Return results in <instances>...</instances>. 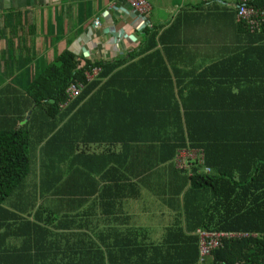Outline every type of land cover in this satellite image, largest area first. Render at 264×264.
Wrapping results in <instances>:
<instances>
[{
  "label": "crops",
  "instance_id": "crops-1",
  "mask_svg": "<svg viewBox=\"0 0 264 264\" xmlns=\"http://www.w3.org/2000/svg\"><path fill=\"white\" fill-rule=\"evenodd\" d=\"M145 2L149 12L142 19L123 0H0V129H17L30 115L26 128L37 159L18 192L3 202L10 212L33 223L40 209L42 219L52 214L63 225L83 224L96 235L104 232L103 240L137 231V242L150 246L174 222H184L190 180L175 168L174 157L161 161L169 149L160 147L161 140L174 143L180 135L173 128L139 130L136 112L168 109L171 94L177 98L193 77L249 48L252 37L237 22L233 0ZM67 55L81 66H123L101 102L81 101L66 118L48 120L41 109L33 112L24 91ZM235 61L243 66L209 74H264V59ZM131 64L133 72L121 74ZM19 115L22 122L15 121ZM7 243L18 246L20 240Z\"/></svg>",
  "mask_w": 264,
  "mask_h": 264
},
{
  "label": "trees",
  "instance_id": "trees-1",
  "mask_svg": "<svg viewBox=\"0 0 264 264\" xmlns=\"http://www.w3.org/2000/svg\"><path fill=\"white\" fill-rule=\"evenodd\" d=\"M248 3L264 9V0ZM237 22L252 37L249 48L193 77L183 86L184 91L179 89L177 98L171 94L173 105L168 109L136 112L135 126L139 130L173 128L180 135L174 143L160 141V147L169 149L161 161L174 157L187 144L203 151L204 165L210 172L193 169V175L188 177L190 186L183 197L184 222H174L165 230L161 242L150 246L137 242V231L117 234L118 240H103L104 232L96 235L83 224L63 225L52 214L42 219L40 209L33 214L32 223L4 208L3 202L18 192L28 173L29 115L17 129H0V264H198V238L194 236L197 230L255 236L221 241V246L209 254L207 264H264V74H209L239 69L243 62L235 61L237 57L264 59V21L252 34L246 24ZM122 66L121 62L90 61L81 66L74 57L61 56L32 79L24 99L29 107H35L33 112L41 109L45 119L58 115L66 118L81 101L101 102L107 90L109 95ZM133 68L131 64L121 74L132 73ZM95 69L100 74L86 83L84 74ZM76 84H83L84 91L68 106L61 107L67 88ZM176 86L181 87L179 83ZM88 96L91 97L84 101ZM80 111L89 113V108ZM77 113L73 115L75 119L81 115ZM23 120L22 115L15 118L16 122ZM53 129L54 126L45 136ZM63 132L61 129L56 136ZM65 219L74 222L71 220L75 218ZM130 234L135 237L130 238ZM10 239H19L20 243L10 246Z\"/></svg>",
  "mask_w": 264,
  "mask_h": 264
},
{
  "label": "built area",
  "instance_id": "built-area-1",
  "mask_svg": "<svg viewBox=\"0 0 264 264\" xmlns=\"http://www.w3.org/2000/svg\"><path fill=\"white\" fill-rule=\"evenodd\" d=\"M131 11L140 18H145L149 12V6L145 0H123ZM236 19L247 26L250 34L257 32L260 24L264 21V9H258L248 3L249 0H234ZM94 27L99 28V22H94ZM100 74L99 70H92L84 74L86 83L92 82ZM84 91L83 84L71 85L65 92L66 99L61 107H66L75 101ZM174 166L177 170L184 172L188 177L193 175V169L198 173L209 174L210 170L204 165V155L201 149H195L188 144L184 148L177 150L174 156ZM194 236L198 238L199 261L198 264H204L209 254L221 246V241H235L255 237L252 234L232 233V232H206L197 230Z\"/></svg>",
  "mask_w": 264,
  "mask_h": 264
},
{
  "label": "rangeland",
  "instance_id": "rangeland-1",
  "mask_svg": "<svg viewBox=\"0 0 264 264\" xmlns=\"http://www.w3.org/2000/svg\"><path fill=\"white\" fill-rule=\"evenodd\" d=\"M27 155L29 157V162H28V168L33 170L35 168V165H36V162H37V159L35 157L36 153H35V148L33 146V143H30L29 146H28V150H27ZM154 226V224H153ZM158 224H155V227H157ZM153 231L155 232L156 234V231H155V228L153 229Z\"/></svg>",
  "mask_w": 264,
  "mask_h": 264
},
{
  "label": "water",
  "instance_id": "water-1",
  "mask_svg": "<svg viewBox=\"0 0 264 264\" xmlns=\"http://www.w3.org/2000/svg\"><path fill=\"white\" fill-rule=\"evenodd\" d=\"M106 33H111V31H110V30H108V32H106Z\"/></svg>",
  "mask_w": 264,
  "mask_h": 264
}]
</instances>
